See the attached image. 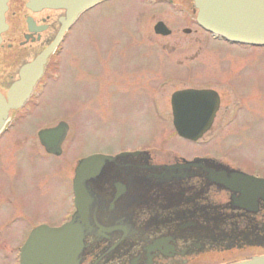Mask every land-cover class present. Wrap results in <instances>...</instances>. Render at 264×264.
I'll return each instance as SVG.
<instances>
[{"label": "flooded vegetation", "instance_id": "1", "mask_svg": "<svg viewBox=\"0 0 264 264\" xmlns=\"http://www.w3.org/2000/svg\"><path fill=\"white\" fill-rule=\"evenodd\" d=\"M112 1L84 12L68 28L60 45L49 57L44 76L35 87V92L42 91L52 82H58L63 74H67V69H64L67 67L63 68L65 59H62L64 55L67 59L66 46L73 39V32L76 29L80 34L85 32L89 17L94 18L102 7ZM160 1L181 10L184 17H187L188 24L206 33L197 23L196 10L191 0ZM1 4L4 9L0 20V92L6 97L12 85L20 79L22 68L54 44L62 31V21L67 19V13L50 8H33L30 0H0ZM189 4L192 6L191 13L185 11ZM228 46L236 47L229 44ZM85 70H81L79 82L82 85ZM190 89L207 91L214 95L217 102V111L210 129L201 140L191 142H202L203 150L195 151L191 156L176 149H167L171 137L186 141L177 134L174 127L169 138L160 141L157 146H149L152 138L148 132L145 134V141L114 150L115 152L89 155L79 151L77 153L74 146L77 139L74 140V134L77 127L81 128L80 122L82 127L84 126L83 118L87 116L88 111L85 100L81 103L84 117L81 115L79 120L69 118V114H59L43 122L34 134L33 146L36 149L32 156H35L42 166L51 164L54 171L65 174L68 209L62 210L53 221L34 218L26 212L4 218L2 227L6 231L20 222L21 226L12 235L24 236L20 241L9 245L0 242V246L10 251V255L7 254L10 258L11 252L13 254V262H9L8 258L4 264H19L21 247L38 227L45 225L58 228L72 220L77 212L73 191L75 171L83 159L94 154L125 158L122 162L111 165L113 185H106L102 196H98L97 208L102 226L100 232L105 235L89 236L85 239L86 250L80 264H234L263 257L264 198L256 200L250 206L242 204V195L239 192L227 189L219 182L222 180V173L227 177L236 174L250 178L251 181L264 180V169L257 166L253 156L242 159L229 150L220 153L216 149L214 151L204 148L216 143L219 135L240 119V104L235 105L237 108L233 107L228 115L220 117L222 96L216 86ZM42 95L43 93H39V97H32L21 109L11 112L10 115L14 116V119L0 136V151L7 136L18 128H23L29 119L35 115L37 118L46 109H43L45 100L41 99ZM170 108L172 111L171 100ZM109 114L112 120L122 119L119 117L122 115L119 110H113ZM139 114L140 117L143 116L144 121L150 117L149 113L144 111ZM158 118L161 121L167 120V116L161 113ZM173 121L172 111V125ZM60 126L66 132L65 137L57 153H51L41 145L38 134ZM36 150L39 152L35 153ZM72 151L80 157L72 160ZM21 153L24 156L31 154L24 149ZM6 154L22 156L13 149L1 155L0 159ZM1 167L3 173L0 174L4 177L6 166ZM158 181L162 182L157 183ZM2 192L3 187H0V206L9 201Z\"/></svg>", "mask_w": 264, "mask_h": 264}, {"label": "rangeland", "instance_id": "2", "mask_svg": "<svg viewBox=\"0 0 264 264\" xmlns=\"http://www.w3.org/2000/svg\"><path fill=\"white\" fill-rule=\"evenodd\" d=\"M191 10L189 4L185 11ZM90 18L85 32L80 34L76 29L66 46L67 59L64 55L62 60L67 74L38 91V97L43 93L40 97L46 109L7 136L1 147L0 156L13 149L21 155L23 149L31 152L28 156L6 154L0 159V173L1 166H6L4 177L0 174V187L9 198L0 206L2 243L9 245L24 237L12 235L20 222L6 231L4 218L26 212L53 221L68 209L65 174L54 171L51 164L42 166L32 156L36 149L33 140L43 122L55 115L69 114L78 120L84 117L82 100L88 111L83 127L79 121L82 132L77 127L74 146L77 153L89 155L133 146L145 141L148 132L152 138L149 146H157L173 130L172 95L182 89L216 86L222 96L219 116L228 115L237 104L242 112L216 143L204 148L220 153L229 150L242 159L253 156L257 166L264 169V48L229 47L215 41L188 24L181 10L160 0H115ZM157 22L166 24L172 34L157 35ZM82 68L86 69L83 85L79 82ZM113 110H119L122 119L112 120L113 113H109ZM142 111L150 115L145 121L139 116ZM160 113L167 116L166 121L158 118ZM169 148L188 156L203 150L202 142L173 137L169 138ZM76 152L71 154L72 160L80 157ZM7 254L10 251L0 246V264L10 258ZM9 262H13L12 252Z\"/></svg>", "mask_w": 264, "mask_h": 264}, {"label": "water", "instance_id": "3", "mask_svg": "<svg viewBox=\"0 0 264 264\" xmlns=\"http://www.w3.org/2000/svg\"><path fill=\"white\" fill-rule=\"evenodd\" d=\"M30 1L33 8L64 10L67 13V19L62 21V31L54 44L31 64L22 68L20 80L12 85L7 98L0 94V131L9 119L10 111L21 108L32 94L43 74L49 56L58 45L65 29L83 11L105 0ZM193 2L198 11V24L204 30L231 43L264 46V0H193ZM3 9L1 4L0 20ZM155 31L164 36L171 34L162 23L155 27ZM172 107L173 124L179 136L190 141H197L210 129L217 111V102L214 95L207 91L185 90L172 96ZM65 133L60 126L42 131L39 138L48 151L57 153ZM123 158L125 157L112 158L96 155L79 164L74 179L78 212L73 221L61 228L53 229L47 226L37 228L21 250L20 264H80L86 250L85 239L89 236L103 237L105 235L100 232L102 226L97 208L98 196L103 193L106 185H113L111 165L122 162ZM220 178H222L220 185L236 190L242 195V204L250 206L256 200L264 198V180L251 181L250 178L236 174L227 177L225 173H222ZM236 264H264V257Z\"/></svg>", "mask_w": 264, "mask_h": 264}, {"label": "bare ground", "instance_id": "4", "mask_svg": "<svg viewBox=\"0 0 264 264\" xmlns=\"http://www.w3.org/2000/svg\"><path fill=\"white\" fill-rule=\"evenodd\" d=\"M59 10V9H58ZM0 94L2 95V93L0 92ZM247 262H249V261H247Z\"/></svg>", "mask_w": 264, "mask_h": 264}]
</instances>
